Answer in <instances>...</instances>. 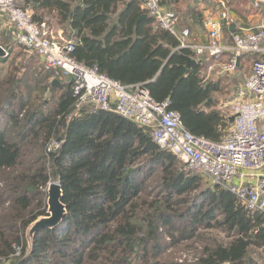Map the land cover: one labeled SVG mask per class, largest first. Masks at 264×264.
I'll return each mask as SVG.
<instances>
[{
    "label": "trees",
    "instance_id": "1",
    "mask_svg": "<svg viewBox=\"0 0 264 264\" xmlns=\"http://www.w3.org/2000/svg\"><path fill=\"white\" fill-rule=\"evenodd\" d=\"M16 2L35 23L73 39L77 62L123 85L144 86L157 102L169 98L194 135L226 137L231 121L214 94L227 79L206 81L215 59L199 60L191 48H181L145 0ZM160 3L179 15L183 0ZM197 18L202 24L203 13ZM0 46L9 52L0 57V264H262L252 252L259 248L264 257L263 214L185 170L154 141L151 128L114 111L77 110L72 84L54 83L53 72L10 32H0ZM186 56L198 61L189 71ZM252 59L244 56L237 71ZM52 141L60 142L58 149L49 150ZM52 181L61 183L67 213L55 228L38 230L30 244L28 228L47 215ZM206 229L230 240L203 233L201 257L178 262L171 249Z\"/></svg>",
    "mask_w": 264,
    "mask_h": 264
},
{
    "label": "built area",
    "instance_id": "2",
    "mask_svg": "<svg viewBox=\"0 0 264 264\" xmlns=\"http://www.w3.org/2000/svg\"><path fill=\"white\" fill-rule=\"evenodd\" d=\"M252 5L263 10L264 0H252ZM144 6L162 28L178 38L181 48H191L199 60L214 58L218 75L234 74L246 55L254 58L243 84L220 107L228 118L235 117L223 140L191 133L180 113L170 108L169 98L157 102L146 87L123 85L97 68L77 62L71 56L76 42L61 32L53 33L45 23H35L16 0H0V32H10L13 42L24 52L37 54L44 69L53 72L52 80L71 79L77 110L89 105L114 111L151 128L154 141L176 155L185 170L202 174L211 185L234 193L249 211L264 215V22L248 30L233 31L232 45H227L223 30L229 29L236 18L229 0H218L217 11L202 20L207 41L195 43L190 40L191 30L180 26L174 9L161 5L160 0H145ZM226 52L230 55L224 62L221 58ZM59 146L60 142L52 141L49 150Z\"/></svg>",
    "mask_w": 264,
    "mask_h": 264
},
{
    "label": "crops",
    "instance_id": "3",
    "mask_svg": "<svg viewBox=\"0 0 264 264\" xmlns=\"http://www.w3.org/2000/svg\"><path fill=\"white\" fill-rule=\"evenodd\" d=\"M183 3L186 6H183L182 10L179 11L180 26L188 27L191 30V41L204 43L208 39V33L201 24V21L197 18V13L201 12L205 16L212 11H216L218 8V0H198L197 3H195V0H183ZM229 6L236 18V22L229 29L225 28L223 33L226 44L232 45L231 33L233 31L248 30L264 22V9L258 10L254 8L252 0H229ZM192 8H195V11ZM2 32L6 33L5 30ZM213 66L215 64H210L209 69H212Z\"/></svg>",
    "mask_w": 264,
    "mask_h": 264
},
{
    "label": "rangeland",
    "instance_id": "4",
    "mask_svg": "<svg viewBox=\"0 0 264 264\" xmlns=\"http://www.w3.org/2000/svg\"><path fill=\"white\" fill-rule=\"evenodd\" d=\"M189 1H192V0H189ZM177 6H179V3L177 4ZM183 6H186V5L184 3H181V7H183ZM6 33H9V32L7 31ZM4 57H6V56H4ZM15 63H18V62L16 61ZM244 63H245V65H247L246 70H244L243 72L242 71H236L234 74L227 75V76L218 75L216 73L217 72L216 66H213L212 69H208V72H206V75H205L206 81H208V80L218 81V79H222V81H223V80L227 79L225 82H221V84H220V88L222 90L219 92H216L214 94V96L218 97V100H219V106L218 107L219 108L222 107V105L224 103H226V101H229L232 99L233 93L235 91L234 87L236 85H237L236 87H239L244 82L243 78L249 73V70L251 67L250 62H248V60H247V62L245 61ZM4 65H5V67H8L7 62ZM232 76H236V78L239 80V83H235L234 81H230L229 77H232ZM60 80L65 81V82H70L72 84L70 78H65V79H60ZM58 81H59V79H58ZM233 85H235V86H233ZM47 191H48V189H47ZM47 194H48V192H47ZM47 201H48V198H47ZM47 212H48V210H47ZM199 232L202 235H203V233H205V236H214L224 243H227L230 240L229 237L227 236V234L225 232L219 230V229H206V230H200ZM203 238H204V235L199 236V237L196 236L192 239L185 240L176 249H171V251L174 253V255H176V260L180 263H195L201 257V255L205 249V241ZM15 250L17 251V253H19V251L21 250V246L16 245ZM252 253H253L252 255L254 256V258L259 263L264 264V257H262V252L259 248H254V251Z\"/></svg>",
    "mask_w": 264,
    "mask_h": 264
},
{
    "label": "water",
    "instance_id": "5",
    "mask_svg": "<svg viewBox=\"0 0 264 264\" xmlns=\"http://www.w3.org/2000/svg\"><path fill=\"white\" fill-rule=\"evenodd\" d=\"M198 0H195L197 3ZM148 16L144 14V17ZM5 56V49L3 46H0V57ZM187 61V71L198 63L197 59L186 56ZM54 83L59 84L58 80H54ZM234 116L230 117V121H234ZM63 190L61 183L59 181H52L48 185V214L45 216H40L35 220L28 228L27 236L31 244L34 234L42 228H55L58 226L64 215L67 213V207L62 202Z\"/></svg>",
    "mask_w": 264,
    "mask_h": 264
}]
</instances>
